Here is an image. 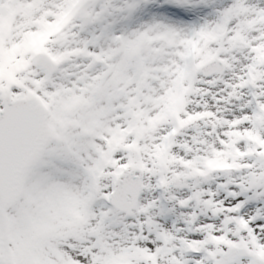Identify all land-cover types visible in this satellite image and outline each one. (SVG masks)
I'll list each match as a JSON object with an SVG mask.
<instances>
[{"label": "snow or ice", "instance_id": "obj_1", "mask_svg": "<svg viewBox=\"0 0 264 264\" xmlns=\"http://www.w3.org/2000/svg\"><path fill=\"white\" fill-rule=\"evenodd\" d=\"M261 50L264 0H0V264H264Z\"/></svg>", "mask_w": 264, "mask_h": 264}, {"label": "bare ground", "instance_id": "obj_2", "mask_svg": "<svg viewBox=\"0 0 264 264\" xmlns=\"http://www.w3.org/2000/svg\"><path fill=\"white\" fill-rule=\"evenodd\" d=\"M63 19H67V15L63 17ZM55 30H58L55 29ZM31 42L33 43V46L31 48L33 49H39L42 46L43 40L46 39V35H39V36H30ZM260 56L264 57V50H261ZM182 93L177 88L175 90H170V92L167 94L165 98H163L162 102L164 103V111L168 114H174L177 105L180 102ZM158 159L161 163L167 162V155H166V149H164L163 154L158 153ZM209 167H222L224 166V158L217 157L215 160H212L208 164Z\"/></svg>", "mask_w": 264, "mask_h": 264}, {"label": "rangeland", "instance_id": "obj_3", "mask_svg": "<svg viewBox=\"0 0 264 264\" xmlns=\"http://www.w3.org/2000/svg\"><path fill=\"white\" fill-rule=\"evenodd\" d=\"M30 38H28V40H27V45H28V47H30L31 45H32V43H30ZM159 153V152H158ZM160 154V153H159Z\"/></svg>", "mask_w": 264, "mask_h": 264}]
</instances>
